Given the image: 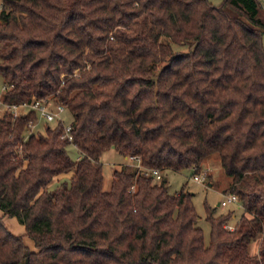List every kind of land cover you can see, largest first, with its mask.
<instances>
[{
	"label": "trees",
	"instance_id": "trees-1",
	"mask_svg": "<svg viewBox=\"0 0 264 264\" xmlns=\"http://www.w3.org/2000/svg\"><path fill=\"white\" fill-rule=\"evenodd\" d=\"M261 9L260 0H0L2 103L42 98L72 114L71 140L60 120L30 130L32 109L0 115V209L24 226L13 234L0 217V264H264ZM108 148L161 174L200 172L216 154L243 212L227 229L233 210L206 205L205 241L185 185L170 192L163 175L125 163L104 189Z\"/></svg>",
	"mask_w": 264,
	"mask_h": 264
},
{
	"label": "rangeland",
	"instance_id": "rangeland-1",
	"mask_svg": "<svg viewBox=\"0 0 264 264\" xmlns=\"http://www.w3.org/2000/svg\"><path fill=\"white\" fill-rule=\"evenodd\" d=\"M214 5L220 4L223 0H208ZM261 13L264 15L263 9ZM263 46H264V35H263ZM4 91L3 78L0 75V100L1 95ZM19 112H22L24 109L19 108ZM4 107L0 101V115L3 113ZM59 117L63 123H70L72 120V114L67 108H64L60 113ZM42 118L37 116V127L42 128L45 122L42 123ZM50 126L54 125L55 121L51 120L48 122ZM37 128V129H38ZM36 129V128H35ZM66 150L69 156L72 159H77L79 152L76 147L70 143L66 146ZM100 162L102 163V174H103V188L107 189L110 186L112 179V172L115 168H118L121 164L129 163L134 164V162L127 157L118 153L114 148H108L103 151L99 157ZM203 169H206L207 174L209 175L204 179L203 182H197L192 179V169L185 168L180 171L166 170L162 172L163 177L166 178L168 189L170 192L178 191L182 185H185V188L192 192V202L195 207L196 212L198 213L197 225L201 227L204 233L205 241L208 240L210 225L206 220V205L214 209V215L220 213H225L228 210H233V214L230 216L227 224L234 226L235 222L243 212L242 208L235 203H229L225 206L218 204L221 199H223L226 194L224 190L228 187L230 178L226 175L223 170L219 158L216 154H212L207 157L202 163ZM71 171L66 173H60L55 175L50 183L48 184L49 188L55 187V185L63 180L69 178ZM69 175V176H67ZM159 181V180H158ZM157 181V182H158ZM210 183V184H209ZM0 217L3 220L4 224L13 234H20L24 231V226L18 221L15 216L4 215L0 209ZM24 244L30 250H36L33 240L27 236L22 235ZM258 250V240H254L250 243L249 252L251 254H256Z\"/></svg>",
	"mask_w": 264,
	"mask_h": 264
},
{
	"label": "built area",
	"instance_id": "built-area-1",
	"mask_svg": "<svg viewBox=\"0 0 264 264\" xmlns=\"http://www.w3.org/2000/svg\"><path fill=\"white\" fill-rule=\"evenodd\" d=\"M261 7L264 11V0H260ZM1 101V100H0ZM2 102V101H1ZM4 110H8L12 113V115L15 117L18 114L22 113L19 112V108H22L24 110H29L32 109L37 113V116L42 118L44 122H49L51 120H54L55 122L57 121H62L61 118L59 117V113L65 108L62 104L60 103H54L51 100H46L42 98H35L32 97L30 101H23L18 104L14 103H2ZM63 122V121H62ZM29 129L30 130H35V122H30L29 123ZM71 125L70 123H63V129L62 133L60 135L61 138H65L68 140L72 139L71 133H70ZM128 159L132 160L134 162V166L137 167V169L141 172H143L145 175H150L154 181H158L162 178L161 171L158 170L157 168H146L144 167L138 156L135 155H129L127 156ZM206 169H203L200 172L193 173L192 174V179L197 181V182H203L204 179L207 176ZM229 203H235L238 205V198L236 194L227 192L223 199L219 201L220 205H227ZM224 226L227 229H233V225L225 223Z\"/></svg>",
	"mask_w": 264,
	"mask_h": 264
},
{
	"label": "crops",
	"instance_id": "crops-1",
	"mask_svg": "<svg viewBox=\"0 0 264 264\" xmlns=\"http://www.w3.org/2000/svg\"><path fill=\"white\" fill-rule=\"evenodd\" d=\"M26 110H23L22 112H25ZM43 120V119H42ZM44 122V120L42 121V123ZM37 121L35 122V128H36V130H41L40 128H38L37 127ZM38 128V129H37ZM72 173V172H71ZM71 175V174H70ZM67 176H69V175H67ZM24 233V231L23 232H21L20 234H23Z\"/></svg>",
	"mask_w": 264,
	"mask_h": 264
},
{
	"label": "water",
	"instance_id": "water-1",
	"mask_svg": "<svg viewBox=\"0 0 264 264\" xmlns=\"http://www.w3.org/2000/svg\"><path fill=\"white\" fill-rule=\"evenodd\" d=\"M210 184V183H209ZM219 204V203H218Z\"/></svg>",
	"mask_w": 264,
	"mask_h": 264
}]
</instances>
